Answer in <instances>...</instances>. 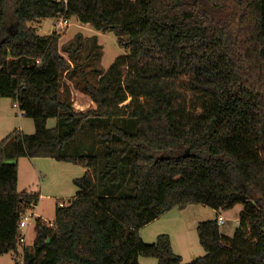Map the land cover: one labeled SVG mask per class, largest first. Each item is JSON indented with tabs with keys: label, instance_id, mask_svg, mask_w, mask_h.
I'll use <instances>...</instances> for the list:
<instances>
[{
	"label": "trees",
	"instance_id": "16d2710c",
	"mask_svg": "<svg viewBox=\"0 0 264 264\" xmlns=\"http://www.w3.org/2000/svg\"><path fill=\"white\" fill-rule=\"evenodd\" d=\"M61 15L113 30L125 53L102 70L96 35L60 45L30 24ZM67 81L94 106L74 109ZM2 97L34 132L14 133L12 163L0 142V254H18L20 214L39 200L17 190V159L86 168L15 264H264V0H0ZM88 132L93 145L67 155ZM238 203L233 236L216 218L199 222L206 253L187 263L167 233L139 235L173 208Z\"/></svg>",
	"mask_w": 264,
	"mask_h": 264
},
{
	"label": "rangeland",
	"instance_id": "374dc122",
	"mask_svg": "<svg viewBox=\"0 0 264 264\" xmlns=\"http://www.w3.org/2000/svg\"><path fill=\"white\" fill-rule=\"evenodd\" d=\"M53 18L42 19L40 23L32 22L36 32L40 35L54 32ZM60 34L59 44H65L76 39V34L86 39L85 44L91 42V36H97V44L100 45L102 54L95 60L93 66L106 70L113 59L123 53L125 49L117 42V37L113 30H96L92 24L78 21L74 16L68 19V25L58 32ZM61 53L66 56L64 51ZM91 67V66H90ZM70 87V96L73 107L76 110H86L94 106L88 95L82 93L74 87L71 81H67ZM56 124L55 118L47 120V126L53 127ZM21 131L26 134L34 132V122L30 117L23 115L20 108L9 97L0 98V142L6 139L5 151L7 162H15L13 158L14 133ZM86 131H89L88 129ZM93 145L90 134L81 133L66 146V154L74 155L76 152L91 147ZM84 151V150H83ZM11 156V157H10ZM18 177L17 190L39 195L38 203L28 208L26 221L27 226L22 229L25 237V244H18L16 255L14 252L0 254V264H15L20 260L22 246L31 247L35 237V222L41 217L46 222H52L58 201L68 205L78 191L74 179L83 175L86 168L79 162L69 160H57L51 157H19L17 159ZM128 183L126 188H128ZM243 209V205L238 203L232 208L219 210L202 204H189L183 209L173 208L162 214L159 218L143 226L139 230V235L146 243L155 242L158 234L167 233L170 237L174 253L182 258L183 263L203 256L206 252L199 243L197 235V225L201 221L223 217V223L218 224L220 233L226 236H233L237 227V218ZM33 213V217L28 216ZM140 264H157L154 257L139 256Z\"/></svg>",
	"mask_w": 264,
	"mask_h": 264
},
{
	"label": "built area",
	"instance_id": "2783aa9c",
	"mask_svg": "<svg viewBox=\"0 0 264 264\" xmlns=\"http://www.w3.org/2000/svg\"><path fill=\"white\" fill-rule=\"evenodd\" d=\"M57 1H63L64 3H67V0H57ZM54 25V32H59L61 28H64L66 25H68V18L65 16H59L57 19L54 20L53 22ZM59 206L64 205L61 201H58L57 203ZM29 210V209H28ZM27 209L22 211L20 214V220L18 224V241L23 244L25 243V237L23 236L22 229L27 226V221L25 220L26 215H27ZM33 213H28V216L33 217ZM49 224H53V222H48ZM217 223L222 224L223 223V217L218 216L217 218Z\"/></svg>",
	"mask_w": 264,
	"mask_h": 264
},
{
	"label": "crops",
	"instance_id": "0c3cea01",
	"mask_svg": "<svg viewBox=\"0 0 264 264\" xmlns=\"http://www.w3.org/2000/svg\"><path fill=\"white\" fill-rule=\"evenodd\" d=\"M43 219V218H42ZM25 244V243H24Z\"/></svg>",
	"mask_w": 264,
	"mask_h": 264
}]
</instances>
